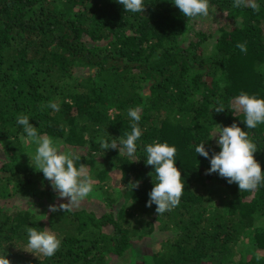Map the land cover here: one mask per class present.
Wrapping results in <instances>:
<instances>
[{"label":"trees","instance_id":"trees-1","mask_svg":"<svg viewBox=\"0 0 264 264\" xmlns=\"http://www.w3.org/2000/svg\"><path fill=\"white\" fill-rule=\"evenodd\" d=\"M144 2L132 13L117 0H0V254L11 264H264V185L239 191L206 174L210 160L195 152L202 142L209 157L218 152L212 133L235 121L264 171V124L247 129L233 107L241 91L264 98V0L259 12L209 0L210 15L195 18L173 0ZM200 18L216 26L196 28ZM243 42L247 53L236 47ZM49 101L59 111L42 107ZM138 106L134 156L103 150L101 138L126 139L128 110ZM21 114L38 134L79 149L76 166L100 168L99 182L114 170L109 208L89 196L71 211H49L61 199L31 165ZM154 141L176 147L185 184L179 205L159 215L146 207L157 181L145 148ZM29 226L61 238L54 256L29 252ZM156 229L162 243L153 249Z\"/></svg>","mask_w":264,"mask_h":264},{"label":"clouds","instance_id":"clouds-1","mask_svg":"<svg viewBox=\"0 0 264 264\" xmlns=\"http://www.w3.org/2000/svg\"><path fill=\"white\" fill-rule=\"evenodd\" d=\"M117 2L123 6L126 12L143 13L145 11L144 0H117ZM173 3L187 18L210 15L209 0H173ZM233 7L251 8L255 12L260 10V5L256 3V0H233ZM236 47L241 52L247 53L248 51L247 42L237 43ZM42 107L59 111L60 106L58 103L49 101ZM233 107L236 111L243 112L245 117L243 122L247 129H255L258 124H264V98L241 91L235 97ZM224 109V106L220 105L213 111L222 112ZM141 112L142 109L139 106L130 108L128 116L133 123L131 132L125 134L126 139L120 140L118 144L116 139L109 142L101 138L99 140L101 148L103 150L118 149V152L134 156L137 149L136 142L142 135V129L138 124L141 120ZM17 123L23 126L24 133H26L25 142L36 145L31 165L43 173L44 178L50 182L51 187L61 199L58 205H49V211H71L78 207L93 193L94 189V181L84 164L76 166L77 161L81 159L80 155L71 150H62L61 142L47 134H38L37 128L29 122V116L19 115ZM210 139H215L220 149L218 152L214 151L211 157L205 148L206 142L195 147L196 153L210 160V168L206 170V174L217 173L229 184L236 183L239 191H250L264 185V171L254 157L258 147L250 138L248 131L242 130L233 121L229 126L220 127L218 125ZM145 151L147 153L146 164L154 166L157 181L148 193L149 199L146 202V207L155 204L156 213L163 214L179 205L185 188L181 172L175 164L177 149L167 142L154 141L146 146ZM130 184L132 189L139 187V181H133ZM26 230L29 252L52 257L60 249L62 240L50 228L38 229L29 226ZM0 264H11V261L6 258L5 254H0Z\"/></svg>","mask_w":264,"mask_h":264},{"label":"rangeland","instance_id":"rangeland-1","mask_svg":"<svg viewBox=\"0 0 264 264\" xmlns=\"http://www.w3.org/2000/svg\"><path fill=\"white\" fill-rule=\"evenodd\" d=\"M195 26H196V28H207L210 26H216V22H214L213 20H209V19L206 20V18H200L197 22H195ZM209 42L210 41H208L206 43V46L210 45ZM22 139L25 142L26 136H22ZM54 140H58L61 142L60 147L62 150H65V151L71 150V149L65 148L63 142L60 139L54 138ZM25 144L27 145L29 143L25 142ZM30 146H31V150L35 152L36 151V145L31 143ZM66 149H68V150H66ZM71 151L78 153L79 149H72ZM93 164H95V162H93ZM96 165H99V164L97 163ZM84 166L87 168L88 172L90 173V175L94 181L93 193H91L89 196L90 197L92 196V198L97 202L101 201L104 204L105 208H109L108 202L113 201L111 199H113L115 196H112L111 199L109 200L106 197V193H108L111 188L113 189L114 186H117V181L113 177V175L115 173L114 170H111V169L109 170V174L111 176L107 177L108 182H107V184H104V183L99 182L97 180V178L95 177V172L98 171L100 168L98 169L95 166L88 165V164L84 165ZM161 231L162 230L156 229V232L151 237V239H150L151 241L148 243L151 246V248H153V249L158 248L160 246V244L162 243L161 242L162 240H160L161 238L158 237V235Z\"/></svg>","mask_w":264,"mask_h":264}]
</instances>
